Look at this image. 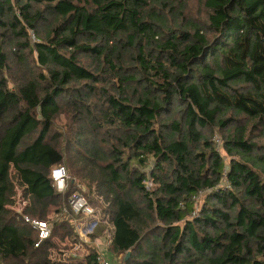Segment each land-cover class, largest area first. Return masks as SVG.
<instances>
[{
    "label": "trees",
    "instance_id": "obj_1",
    "mask_svg": "<svg viewBox=\"0 0 264 264\" xmlns=\"http://www.w3.org/2000/svg\"><path fill=\"white\" fill-rule=\"evenodd\" d=\"M188 1L0 0V264H63L52 240H77L67 215L35 247L11 206L17 186L31 218L68 207L57 165L108 201L124 264H264V0H200L201 23Z\"/></svg>",
    "mask_w": 264,
    "mask_h": 264
},
{
    "label": "rangeland",
    "instance_id": "obj_2",
    "mask_svg": "<svg viewBox=\"0 0 264 264\" xmlns=\"http://www.w3.org/2000/svg\"><path fill=\"white\" fill-rule=\"evenodd\" d=\"M188 7H189V14L190 17H192L194 20H196V22H203L204 19L206 18V14H205V10L203 9V7L201 6L200 0H189L188 1ZM32 40H34L33 37H31ZM18 82V79H17ZM16 79H15V73L11 74L10 78H9V87H11V89L15 88L16 85ZM73 116L69 113L63 112L61 114H59L57 120L55 121V123L53 124V133L54 134H59L60 136H58V138L56 139V143L57 145L63 150L65 151V147L67 146V139L68 137L71 135V133L75 130L78 129L77 124L72 123L73 121ZM212 140L214 141L215 145H216V149L219 151V153L224 157L225 162L227 163L228 161V157L226 156V154L224 153L223 149H222V138L219 132H215L213 135ZM65 167V171H66V175H67V180H66V187L67 184L69 185V181L72 182V184L74 186H76L77 191H79L80 193H82V195L88 200L93 202L94 206L96 208H98V210L101 212V215L107 216L109 215V212L107 211V207H108V201H106L105 197L101 194H98V192L95 190L94 186H90L87 183V180H82L79 178H75L72 177L69 172L67 171L66 166ZM13 170H11L10 175L13 174ZM70 182V183H71ZM150 183L149 181H145V187L148 188L150 187ZM15 196H14V203L11 205L12 209L16 212H21L23 213V209H22V205L24 203L23 201V194L22 191L19 189V187L15 186ZM204 196H200L198 198V204L196 206V209L194 211V215H196L198 213L199 210V206L201 205L202 199ZM55 201V200H54ZM62 196H59L58 199L56 200V202L49 201L48 204V208H47V215H46V219H48L49 221V225L50 228H52V222L55 219H59L62 220L64 219V217L68 218L70 223L72 224V227L74 229L75 233L81 232V222L84 223H88V221L84 218H82V216H75L73 214V217L68 214V207L65 206L64 204H62ZM21 204V205H20ZM60 209L62 211H60ZM70 216V217H69ZM110 217V216H109ZM182 224V223H181ZM97 225H103V235L102 236H98L100 239V243L102 245H100V249H103L105 247L106 244L102 243L101 240H105L106 234L108 231V227L111 226L110 221L106 224V219H100V222H98L95 227ZM95 227L92 231V233L95 230ZM110 236V234H108ZM77 240H75L74 242L69 239L68 237L65 239H58V237L54 238L52 240L53 242V246L50 247L48 249V253H49V258L52 262H61L63 264H83L84 260H85V253H90V249L89 247H95V240H93L91 238V236L87 237V239L83 238V241L79 239V235L77 234ZM96 237V238H98ZM102 238V239H101ZM89 239L92 240V242H88L90 241ZM85 240L87 242H85ZM99 249V248H98ZM99 249V251H100ZM104 251V250H103ZM105 256L109 261H112L113 263L116 264H124V257L125 255H118L117 257H113L111 255V253L109 252H105ZM115 259V262H114ZM70 261V262H69Z\"/></svg>",
    "mask_w": 264,
    "mask_h": 264
},
{
    "label": "built area",
    "instance_id": "obj_3",
    "mask_svg": "<svg viewBox=\"0 0 264 264\" xmlns=\"http://www.w3.org/2000/svg\"><path fill=\"white\" fill-rule=\"evenodd\" d=\"M50 177L52 180V185L55 187L56 191L58 193H63L66 189V180H67L65 167L63 165L54 166L50 171ZM22 198L24 201L22 205V209H24V207L27 206L28 203L24 196ZM57 199L58 197L55 198V201L52 199H50L49 201H52L53 203V202H56ZM47 208H48V204H47ZM68 209H70L71 212L75 216H82V218L88 221V223H84L85 221L81 222V232L78 231L77 233L79 235V239L82 241H83V238L87 239L88 236L90 237V235L94 233V232L92 233V231L95 225L98 222H100V219H106V224L110 221L109 215L103 217L101 215V212L98 210V208H96L90 201H88L79 191H74L68 197ZM60 211L62 210L60 209ZM17 213L22 214L21 216L23 220L29 225H31L35 230H37L38 240L34 245L35 247H38L39 244L43 240L47 239L50 236L51 228L47 220H39V219L31 218L23 214L22 211L17 212ZM97 227L98 225L95 227V230ZM108 234L110 233L106 234L107 238L105 240L104 239L101 240L102 243L106 244L103 249H100V245H102L99 240L100 238L98 237V238L93 239L96 241L94 244L98 250V255L96 256V264H116V263H113L112 261H109L105 256V252L106 251L108 252V245L111 242V235L109 236ZM89 240L90 241L88 242H92L91 239ZM85 242L87 241L85 240ZM98 248L100 249V251ZM88 255H89L88 253H85L84 257ZM114 262H115V259H114ZM69 264H72V263H69ZM83 264H86V258Z\"/></svg>",
    "mask_w": 264,
    "mask_h": 264
},
{
    "label": "water",
    "instance_id": "obj_4",
    "mask_svg": "<svg viewBox=\"0 0 264 264\" xmlns=\"http://www.w3.org/2000/svg\"><path fill=\"white\" fill-rule=\"evenodd\" d=\"M128 254H129V252H127L126 257H125V260H126V258L128 257Z\"/></svg>",
    "mask_w": 264,
    "mask_h": 264
}]
</instances>
